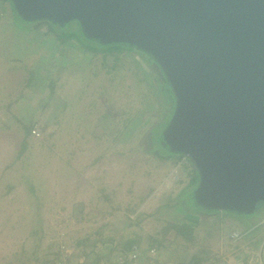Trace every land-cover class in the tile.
<instances>
[{
    "label": "rangeland",
    "instance_id": "obj_1",
    "mask_svg": "<svg viewBox=\"0 0 264 264\" xmlns=\"http://www.w3.org/2000/svg\"><path fill=\"white\" fill-rule=\"evenodd\" d=\"M68 27L0 0V264H225L217 218L184 207L191 166L149 151L173 111L160 72L140 53L59 44Z\"/></svg>",
    "mask_w": 264,
    "mask_h": 264
},
{
    "label": "water",
    "instance_id": "obj_2",
    "mask_svg": "<svg viewBox=\"0 0 264 264\" xmlns=\"http://www.w3.org/2000/svg\"><path fill=\"white\" fill-rule=\"evenodd\" d=\"M26 22L65 26L151 58L171 92L162 146L192 165V199L252 215L264 205V0H8Z\"/></svg>",
    "mask_w": 264,
    "mask_h": 264
},
{
    "label": "crops",
    "instance_id": "obj_3",
    "mask_svg": "<svg viewBox=\"0 0 264 264\" xmlns=\"http://www.w3.org/2000/svg\"><path fill=\"white\" fill-rule=\"evenodd\" d=\"M213 216L220 228L219 239L211 240L215 255L225 248V264H264V209L249 216L218 212L206 217ZM233 234H242L243 238L233 240ZM198 260L195 257V261Z\"/></svg>",
    "mask_w": 264,
    "mask_h": 264
},
{
    "label": "trees",
    "instance_id": "obj_4",
    "mask_svg": "<svg viewBox=\"0 0 264 264\" xmlns=\"http://www.w3.org/2000/svg\"><path fill=\"white\" fill-rule=\"evenodd\" d=\"M5 1H7L10 4V2L8 0H5ZM10 7H11V10L14 12L13 7H12L11 4H10ZM14 14H15V16H17L15 12H14ZM32 23H34V22H32ZM47 23H49V22H47ZM49 25H53L54 27H61V28L64 27V26L54 25L52 23H49ZM55 33H56V35H55L56 37L55 38H57L59 44H63L64 42H66L68 40H71L72 42L77 44L80 48H82L86 52H89V53H91L93 55L96 54L97 52L102 51V54H103L102 58H104V56L106 54H123L124 52L140 53V54H142V55H144L146 57V59L148 60V63L150 64V66L153 65L154 67H156L155 64L152 63V60H151V58H149V56H147L146 54H144V53H142V52H140L138 50H135L134 48H131V47H128V46H125V45H121V44L100 45V44H98L96 42L89 41L85 37H83V35L80 33L79 29H78V32H73V31H69V27H68L65 33L64 32H59V31L57 32V30H55ZM79 37L82 38L83 41H81L79 39ZM74 39H76L77 41H73ZM158 71L160 72L159 69H158ZM160 74H161V72H160ZM161 76H162V74H161ZM161 85H162L161 87L164 88L165 91L168 90L170 92V90L168 88V85L166 84L165 81ZM170 97L172 98L171 92H170ZM165 124H166V122L164 123V125ZM29 130L30 129L26 130L23 139H26L27 136L30 134ZM160 130L161 129H159V131H157L156 135H154L152 133L151 134L149 133V142H150L149 143V146H150L149 151L154 153L156 155V157H158L160 155V153L167 154V156L175 155L177 157H181L182 159L186 160L188 162V164L191 166L190 172L194 173V177L191 178V180H190V182H189V184L187 186L188 190H186L185 192H183L181 194L183 196L184 207L187 210H191L192 214H195L196 216H200V217H201V215L210 216L212 214L218 213L216 211L204 210L201 207H198L197 205H195V203H194V201L192 199V191L194 190V188L196 186V183H197L196 182L197 181L196 172L192 169V165L189 162V160L186 159L183 155L170 153L169 150H167V148L162 146V141H161V138H160V136H161ZM22 144L25 145V141L24 140H22ZM223 213L237 215L235 213H230V212H223ZM239 216H249V215H239ZM168 227H169L170 230L174 231L175 234H177L176 236H179L184 243H188L189 244V242H191L195 238L192 226H189V225H186V224H180V225L169 224ZM128 244L130 245V243H128ZM126 254H124V255H126ZM83 264H85V263H83Z\"/></svg>",
    "mask_w": 264,
    "mask_h": 264
},
{
    "label": "built area",
    "instance_id": "obj_5",
    "mask_svg": "<svg viewBox=\"0 0 264 264\" xmlns=\"http://www.w3.org/2000/svg\"><path fill=\"white\" fill-rule=\"evenodd\" d=\"M36 130H33L32 131V135H38V134H36ZM233 236V240H236V239H241V238H243V236H242V234H233L232 235ZM134 252H136V250H133ZM154 251V249L153 250H151L150 252L152 253ZM150 255H152V254H150ZM129 256V255H128ZM132 257V256H131ZM132 258H135V257H132ZM149 260H150V258H149ZM121 263L123 262V260L122 261H120ZM130 262H131V259H130ZM153 262V260H150V263H152Z\"/></svg>",
    "mask_w": 264,
    "mask_h": 264
}]
</instances>
